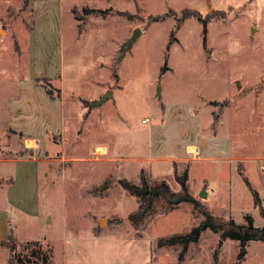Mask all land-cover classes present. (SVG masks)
I'll return each instance as SVG.
<instances>
[{"label": "rangeland", "instance_id": "obj_1", "mask_svg": "<svg viewBox=\"0 0 264 264\" xmlns=\"http://www.w3.org/2000/svg\"><path fill=\"white\" fill-rule=\"evenodd\" d=\"M33 3L0 0V264H264L210 228L158 245L204 211L264 225V0ZM184 170L200 209L133 227L119 180Z\"/></svg>", "mask_w": 264, "mask_h": 264}, {"label": "trees", "instance_id": "obj_2", "mask_svg": "<svg viewBox=\"0 0 264 264\" xmlns=\"http://www.w3.org/2000/svg\"><path fill=\"white\" fill-rule=\"evenodd\" d=\"M175 178L180 185V191H172L168 183L163 179L154 178L148 180L143 175L140 177L139 184H134L126 179L119 180L122 188L138 200L136 209L128 215L133 227L137 229L146 219L154 216L158 212L157 206L162 207V214L171 212L180 202L191 204L193 210L200 209V204L187 190V171L184 170L181 175L176 174ZM203 214L204 217L198 225L193 226L186 233H174L166 238H160L158 245L171 246L179 244L185 248L189 242L196 241L200 231L205 228L218 232L223 239H237L241 244L246 243L250 239L264 240V225L255 227L250 217L246 218L245 223L236 224L231 219L224 221L217 216H212L208 211H204Z\"/></svg>", "mask_w": 264, "mask_h": 264}, {"label": "water", "instance_id": "obj_3", "mask_svg": "<svg viewBox=\"0 0 264 264\" xmlns=\"http://www.w3.org/2000/svg\"><path fill=\"white\" fill-rule=\"evenodd\" d=\"M140 34V29L139 28H135L132 31L131 36L128 38V40L124 41L121 43L120 45V50L121 52H123L125 50L126 47H129L131 45V43L137 38V36ZM237 86H239L238 82H237ZM112 97V90L108 89L106 90L97 100H94L93 102H91L89 104L90 107L93 106H98L100 105L102 102H104L106 99ZM199 195L202 197L206 196V190L205 187H202L201 190L199 191ZM262 215L264 216V210H262ZM99 223L100 225L102 224V219H99ZM241 252H243V249H241Z\"/></svg>", "mask_w": 264, "mask_h": 264}, {"label": "crops", "instance_id": "obj_4", "mask_svg": "<svg viewBox=\"0 0 264 264\" xmlns=\"http://www.w3.org/2000/svg\"><path fill=\"white\" fill-rule=\"evenodd\" d=\"M34 0H31V7H32V9H33V11H34ZM61 48H63V46L61 45ZM63 50V49H62ZM61 61H62V66H64V64H65V57H64V54H63V52H62V55H61ZM15 113H17V111L15 112ZM187 146H189L188 144H185L184 145V147H183V154H179V155H181V156H179V157H176L178 160L180 159H183V156H184V153H185V151H184V148L185 147H187ZM194 146V145H193ZM97 147V146H96ZM99 147H103L104 148V152H106V150H107V147H105V146H99ZM196 147V146H195ZM95 148V147H94ZM199 148V147H198ZM21 160H24V159H15L14 160V162H18V161H21ZM30 160H32L33 161V159H30ZM35 161V160H34ZM152 163H155V162H152Z\"/></svg>", "mask_w": 264, "mask_h": 264}, {"label": "bare ground", "instance_id": "obj_5", "mask_svg": "<svg viewBox=\"0 0 264 264\" xmlns=\"http://www.w3.org/2000/svg\"><path fill=\"white\" fill-rule=\"evenodd\" d=\"M31 140H32V139H27V142H30ZM32 142H33V140H32ZM28 145H31V144L28 143ZM95 149H96V151H97L98 149H101V150L104 151V148H103V147H99V146L95 147ZM188 150H190V152H194V153H196V152H197V147H195V146H193V145H189V146H188Z\"/></svg>", "mask_w": 264, "mask_h": 264}, {"label": "built area", "instance_id": "obj_6", "mask_svg": "<svg viewBox=\"0 0 264 264\" xmlns=\"http://www.w3.org/2000/svg\"><path fill=\"white\" fill-rule=\"evenodd\" d=\"M146 121H148V119H143V120H142V122H146ZM93 149H94V150H93V153H94L95 155H98V153H100V152H97L95 148H93ZM101 153H102V152H101Z\"/></svg>", "mask_w": 264, "mask_h": 264}]
</instances>
